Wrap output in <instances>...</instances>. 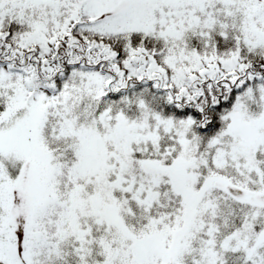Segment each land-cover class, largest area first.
Returning <instances> with one entry per match:
<instances>
[{
	"label": "snow or ice",
	"instance_id": "1",
	"mask_svg": "<svg viewBox=\"0 0 264 264\" xmlns=\"http://www.w3.org/2000/svg\"><path fill=\"white\" fill-rule=\"evenodd\" d=\"M0 264H264V0H0Z\"/></svg>",
	"mask_w": 264,
	"mask_h": 264
}]
</instances>
